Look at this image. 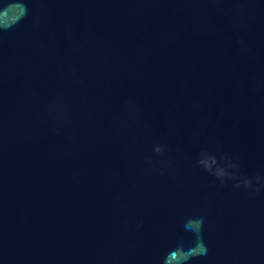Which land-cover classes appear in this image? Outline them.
<instances>
[{
	"label": "water",
	"instance_id": "1",
	"mask_svg": "<svg viewBox=\"0 0 264 264\" xmlns=\"http://www.w3.org/2000/svg\"><path fill=\"white\" fill-rule=\"evenodd\" d=\"M0 264H264V0H0Z\"/></svg>",
	"mask_w": 264,
	"mask_h": 264
}]
</instances>
